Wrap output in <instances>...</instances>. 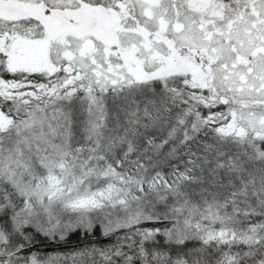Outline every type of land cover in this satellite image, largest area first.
Returning a JSON list of instances; mask_svg holds the SVG:
<instances>
[{
    "label": "snow or ice",
    "instance_id": "1",
    "mask_svg": "<svg viewBox=\"0 0 264 264\" xmlns=\"http://www.w3.org/2000/svg\"><path fill=\"white\" fill-rule=\"evenodd\" d=\"M0 264H264V0H0Z\"/></svg>",
    "mask_w": 264,
    "mask_h": 264
}]
</instances>
